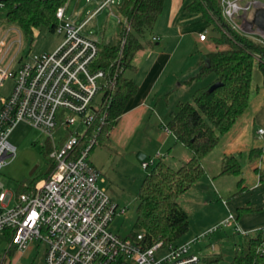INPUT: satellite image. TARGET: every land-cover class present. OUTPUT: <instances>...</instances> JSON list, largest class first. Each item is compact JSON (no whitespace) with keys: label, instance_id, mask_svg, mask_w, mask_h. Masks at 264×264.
Segmentation results:
<instances>
[{"label":"built area","instance_id":"built-area-1","mask_svg":"<svg viewBox=\"0 0 264 264\" xmlns=\"http://www.w3.org/2000/svg\"><path fill=\"white\" fill-rule=\"evenodd\" d=\"M115 1L102 0L92 16ZM220 2L224 19L238 31L237 18L256 7L255 2L243 5V0ZM55 19L53 32L62 41L50 53L16 61L20 38L8 44L5 33L0 39V88L7 80L12 83L8 94L0 95V169L15 155L8 137L20 123L46 135L53 147L49 153L53 168L47 179L33 186L25 184L15 197L0 182V234L20 252L32 242L42 245L44 264H205L191 250V244L202 235L187 243L156 241L148 245L144 232L129 238L109 231L111 221L122 210L99 186L104 180L88 157L101 130L103 93L113 82L104 70L95 68L99 43L81 34L84 25L77 26L65 17L64 7L56 10ZM258 36L264 39V33ZM206 40L205 33L198 35V41ZM15 42L18 48L4 61ZM55 130L63 132L58 147ZM141 166L147 169L152 162ZM220 224L232 226L242 238L254 233L240 229L232 214ZM258 252L264 253V240Z\"/></svg>","mask_w":264,"mask_h":264},{"label":"trees","instance_id":"trees-1","mask_svg":"<svg viewBox=\"0 0 264 264\" xmlns=\"http://www.w3.org/2000/svg\"><path fill=\"white\" fill-rule=\"evenodd\" d=\"M165 0H122L115 7L119 19L110 44H98L95 68L102 69L113 84L102 97L104 107L100 112L101 130L97 144L101 145L116 125L127 101L137 91L135 83L124 76L134 70L132 59L145 44L144 34L150 31L162 12ZM67 0H7L2 3L6 10V22L17 27L25 37L31 36L39 25L53 32L56 25L55 12L64 7ZM184 11L200 14L212 30L210 39L215 51L208 52L198 65L195 78L212 74L213 81L196 90L190 102L177 105L170 115L166 128L176 141L191 153V157L177 169L163 161L155 162L144 176L137 191L135 220L128 235L134 238L144 232L148 245L156 241L164 244L177 243L188 231V216L179 206L178 200L204 174L203 159L215 149L224 135L242 115L250 99V82L254 62L261 74L264 91V45L239 32L222 15L220 0H191ZM193 80L190 79V81ZM219 82L212 92L208 88ZM264 154V145L247 154L249 162ZM53 164L38 176L47 179ZM241 170L239 157L223 159L221 174L238 176ZM37 176V177H38ZM36 177V178H37ZM35 179L30 185L44 179ZM241 180H238L240 187ZM239 194L238 191L232 196ZM251 211L240 208L238 213ZM264 240V228L243 237L235 246L229 264H264V253L258 252ZM220 255H213L208 264H217Z\"/></svg>","mask_w":264,"mask_h":264},{"label":"crops","instance_id":"crops-1","mask_svg":"<svg viewBox=\"0 0 264 264\" xmlns=\"http://www.w3.org/2000/svg\"><path fill=\"white\" fill-rule=\"evenodd\" d=\"M86 1L89 7L82 10L85 14H89L78 25H84L83 29L91 21L92 14L99 4L98 0ZM190 2L191 0H165L162 12L153 26V36L158 38L157 42L160 44H156V49L146 50L143 47L144 49L140 50V54L138 51L132 59L134 70L130 71L131 75L127 78L135 83L137 91L127 101L116 125L100 145L109 154L111 153L113 158H121L119 159L120 162L117 163L121 167L126 166L129 162L136 166L137 156L142 161L151 153L143 145H137L140 142L139 136L156 141V148L153 149L156 153L152 152L148 156L153 158L149 161L152 162V165L161 160L169 167L177 169L191 157L187 148L179 144L174 135L166 128L169 117L176 110L177 105L190 102L196 90L207 87L213 81V78L210 77L209 80L204 81L203 79L207 76L194 79L198 72L199 62L205 54L210 52L208 50L211 48L212 34L208 36L206 31L211 29V26L200 14H190L184 11L185 6ZM249 2L256 3V7H251L256 9L254 18L250 20L246 14L238 17L236 22L246 32L245 35L264 45V39L258 36V34L264 33V2L262 0H243L242 4ZM258 5L262 6L259 7ZM79 14H82V11ZM203 33H205L207 40L209 38V42L207 40L198 41V35ZM91 39L97 41L95 38ZM196 49L197 52L198 49L203 50L200 51L199 56L194 57L193 54ZM192 78L193 80L190 81ZM170 94H173V97L171 95L170 100H168ZM255 124L262 126V136H264V91L262 88L250 97L248 106L242 115L220 137L215 149L203 159V176L178 200L179 206L187 214L188 219L190 216L200 213L205 206L211 205L216 198L222 202L224 209L218 215L208 216V220L201 227H191L190 222H188L190 231H187L180 243H187L200 236L214 225L223 222L229 214H236V210L238 211L240 208L245 207L250 208L251 211L255 209L264 212V154L259 159L251 161L250 164L247 159V154L251 150L264 145V138L262 141L256 139L259 129L254 131ZM160 127H164L165 130L162 131ZM124 155L129 158L124 157ZM156 156L158 157L156 158ZM227 156L239 157L241 162L240 173L238 176H234L239 192L236 196H232L236 191L231 193L226 188L228 180L226 176L233 175L221 174L223 159ZM246 163L252 166L255 176V179L252 178L248 185L246 184L247 175L244 173V164ZM127 168L129 167H124V173L129 172ZM143 178L144 176L139 181L135 180V186L129 180L122 182L120 189L108 187L106 193L110 200L118 206L124 202L125 194L128 191L131 193L134 190L138 191ZM238 180H241L240 187ZM251 190L254 193L247 195L246 191ZM243 193H246L248 198L245 197V194L243 196ZM238 196L240 198H237ZM262 215L263 213L260 212L245 215L240 220L236 215L235 219L240 229L256 232L258 230H250L264 224ZM38 245L37 243L36 247H33L35 251H37ZM30 246L25 251L20 252L8 244L6 251L1 252L0 264H20L21 258L26 254H28L26 255L28 260L34 254ZM41 259L42 264H44V250Z\"/></svg>","mask_w":264,"mask_h":264},{"label":"rangeland","instance_id":"rangeland-1","mask_svg":"<svg viewBox=\"0 0 264 264\" xmlns=\"http://www.w3.org/2000/svg\"><path fill=\"white\" fill-rule=\"evenodd\" d=\"M102 0H98V3L100 4ZM122 0H117L115 3L111 6L103 7L95 16L92 17L91 21L86 25V27L81 30V34L85 37L95 38L97 39L98 43L103 44H110L113 40V36L115 33V29L118 22V15L115 13V7L119 5V3ZM264 2V0H262ZM98 4V6H99ZM89 5L87 4L86 0H67L64 8H65V17L70 18L71 21L75 25H79L87 16L89 13L85 14L83 10L88 8ZM83 9V10H82ZM82 11V14H79V12ZM256 12L255 8H250L247 12L248 18L252 20L254 18V13ZM6 10L3 6L0 7V39L6 35V42L9 44L14 39L15 41L20 38V49L17 53V60L21 59L22 61H25L28 59L29 56L37 55L41 53H50L52 52L62 41V37L60 35H57L54 32H50L49 29L46 26L39 25L36 27L31 36L25 37L21 34L20 30L15 27L11 26L6 22L5 18ZM208 36L212 34V30L209 29L206 31ZM153 37V28L150 31H147L144 34V38L142 39V42L144 41H151L149 46L148 44L144 45V48L146 50H149L150 48L156 49V44H160L157 41H152ZM252 39V38H251ZM209 42V38L207 40ZM208 44V43H206ZM211 48L208 50L210 52L215 51L213 45L211 44ZM18 48L17 43L11 47L10 51L8 52L6 58L4 61H8L12 54L15 53L16 49ZM143 48V49H144ZM203 50V49H202ZM201 49H197L194 52L193 56L197 57L200 54ZM140 54V51L138 52ZM15 69V66L14 68ZM131 75L130 71L125 72V76L129 77ZM214 79V76L212 74L208 75L205 80H209L210 78ZM203 81V83H204ZM11 81L7 80L3 83V85L0 88V95L6 96L11 88ZM261 88V74L259 70L257 69V62H254V68L252 73V78L250 82V97L254 96L256 91ZM175 93V92H174ZM173 94H170L168 97V100H170V96ZM261 125L255 124L254 131L256 132L258 129H261ZM74 127L70 128V130H73ZM162 131H164V127H160ZM81 131V128L79 129ZM63 132L60 130L53 132V137L55 141V145L58 147L59 141L63 138ZM139 144L137 145H143L147 150L156 153L153 151V149L156 148L155 140H150L146 137L139 136ZM264 136L258 134L256 139H259L262 141ZM8 142L15 148V155L12 159H8L7 163L3 165L0 169V182L3 184L4 189L6 191H9L12 193V195L15 197L20 192H22L23 186L25 184H30L31 182L35 181V179H40L41 173L45 172L51 163V160L49 158V153L52 151V143L50 138H48L46 135L41 133L39 130L32 128L31 126L20 123L18 124L8 137ZM136 145V146H137ZM147 155L144 160L140 161L139 157H136V166H133L132 163H127L124 167H129L128 173H124V167H121L119 164L121 158L116 159L113 158L111 153L109 154L108 151H106L102 146L97 144L92 149L91 153L88 157V162L92 166H95L99 172L101 173V178L104 180V182H99V186L103 187L105 190L108 187H118L121 188V183L124 181H129L134 184L135 180H140L143 176H145L149 170L150 167L147 169L142 168L141 163H149L150 160H152V157H148ZM122 157V156H120ZM124 157L129 158L127 155H124ZM264 160V157H263ZM131 164V165H130ZM250 164V162H249ZM37 167L35 172L30 175L31 170ZM244 173H246V184H250L249 182L252 180V178L255 179L254 171L252 169V166H249L248 163L244 164ZM38 176V177H37ZM37 177V178H36ZM227 182H226V188H228V191L233 193L234 191L238 190L237 182L235 180L236 177L234 176H226ZM41 179H44L41 178ZM135 186V184H134ZM199 191V190H196ZM136 192L133 191L131 193L128 191V193L125 194L124 202L120 203L117 206L118 210H122V213L116 215L113 220L111 221L109 225V231L119 237H126L130 234L133 228L134 220H135V208L137 205L136 200ZM247 195H252L254 193L253 190L246 191ZM246 193H243L242 195L248 198ZM197 194V193H196ZM226 198V197H225ZM237 198H240L238 196ZM228 200V199H226ZM232 200V199H230ZM13 203V202H12ZM12 203L10 206H12ZM224 209V205L222 202H220L217 198L214 199V201L211 203V205L205 206L203 209H201V212L198 214H195L194 216H190L188 219V222H190L191 227H201L204 222L208 220V216L218 215L220 211ZM263 213L264 218V212L257 211L253 209V211H246L243 213H238L236 210V214H233L234 217L238 215V218L240 220L241 217L245 215H253L256 213ZM228 215V214H227ZM218 226V228L213 231L209 232V230L202 233V238H199V241H196L195 243L191 244V250L195 252L197 255H199L203 260L205 259L204 263L208 264V259L212 258L213 255H220L221 260L217 264H229L233 251L235 249V246L237 244H240L242 242V237L235 234L234 229L232 226L225 227L221 224L214 225ZM260 228H264V224L253 228L250 231H256ZM188 230L190 231V228L188 226ZM187 233V232H186ZM252 233V232H250ZM186 235V234H185ZM200 235V236H201ZM199 236V237H200ZM184 237V235L178 240L180 243L181 239ZM197 238V237H195ZM193 238V239H195ZM177 242V243H178ZM37 243L33 242L29 246L34 252L32 256L27 260L26 255H24L21 258L20 264H42V251L44 250L42 245H38L37 251L33 249V247H36ZM8 247L7 240L3 237V235L0 234V250L2 253L6 251Z\"/></svg>","mask_w":264,"mask_h":264},{"label":"water","instance_id":"water-1","mask_svg":"<svg viewBox=\"0 0 264 264\" xmlns=\"http://www.w3.org/2000/svg\"><path fill=\"white\" fill-rule=\"evenodd\" d=\"M4 1H7V0H0V2H4ZM238 29H239L240 32H242V33H246V32H244V30H242L241 28H238ZM220 85H221V84H220L219 82H216V83L212 84V85L208 88V91H209V92H212L214 89H216V88L219 87ZM36 169H37V167H34V168L31 170L30 175H32V174L35 172Z\"/></svg>","mask_w":264,"mask_h":264}]
</instances>
